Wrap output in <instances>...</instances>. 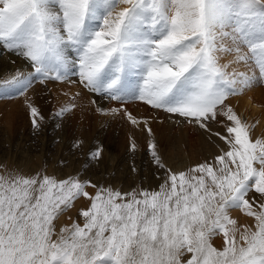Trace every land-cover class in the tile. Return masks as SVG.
<instances>
[{
    "label": "snow or ice",
    "instance_id": "snow-or-ice-1",
    "mask_svg": "<svg viewBox=\"0 0 264 264\" xmlns=\"http://www.w3.org/2000/svg\"><path fill=\"white\" fill-rule=\"evenodd\" d=\"M0 46L34 69L0 88L23 95L37 76L64 79L71 63L85 88L112 100L135 95L127 90L138 82L137 99L205 131L223 118L226 134L214 135L228 146L187 172L169 169L155 190L92 195L86 187L96 185L77 177L0 175V264H264V137L253 139L254 126L226 103L264 82V0H0ZM219 53L235 56L221 64ZM235 63L245 70L229 71ZM28 107L38 126V108ZM81 196L90 201L83 224L57 232ZM231 209L253 222L239 225Z\"/></svg>",
    "mask_w": 264,
    "mask_h": 264
},
{
    "label": "rangeland",
    "instance_id": "rangeland-1",
    "mask_svg": "<svg viewBox=\"0 0 264 264\" xmlns=\"http://www.w3.org/2000/svg\"><path fill=\"white\" fill-rule=\"evenodd\" d=\"M218 56L220 63L225 64L233 61L235 53H219ZM233 67L245 70L243 63L232 64L228 70ZM247 67L252 68V65ZM4 71H0V82L11 80L17 73L34 74L31 65L19 69L14 66ZM74 71L65 74L62 80L45 81L43 84L37 76L23 95L9 88H0V175L33 176L39 173L58 179L77 177L96 185L95 188L86 187L92 195L99 188H111L122 193L155 190L161 184H158V179L163 180L169 169L187 172L207 161L212 151L204 139L206 135L216 140L215 132L226 134L223 118L212 122V132H208L184 117L152 108L136 98L138 82L127 90L135 92V95L123 94L119 101L104 95V103L98 104L92 95H103L85 88ZM70 75L75 79L69 81ZM243 101H248L255 109L245 107ZM28 103L40 112L42 119H38V126L33 125ZM226 103L236 113L242 109L240 118L254 126L251 129L253 139L264 137V82L254 83L235 95H229ZM70 104L75 107L57 115L62 107ZM112 109L121 110L112 112ZM123 109L139 123H131ZM149 142L155 144V152L163 168L155 162L148 148ZM97 150L100 153L98 157L93 155ZM89 204L90 201L83 196L78 197L73 206L56 219L57 232L72 221L83 224L84 218L79 216V212ZM229 215L234 216L239 225L253 222L242 220L250 217L239 209H231ZM221 236L213 239L223 245Z\"/></svg>",
    "mask_w": 264,
    "mask_h": 264
},
{
    "label": "bare ground",
    "instance_id": "bare-ground-1",
    "mask_svg": "<svg viewBox=\"0 0 264 264\" xmlns=\"http://www.w3.org/2000/svg\"><path fill=\"white\" fill-rule=\"evenodd\" d=\"M123 6L124 5H122V4L119 5V7H123ZM0 51H1V53H0V71L1 72L4 71V70H6V69L12 68L14 66H16V68L18 67V69H19V68H22V67L24 68V67H27V66L31 65L28 60H26L23 56L18 55L15 51H8L7 49L3 48L2 46H0ZM67 55L69 56L70 61H74V59H76L75 52L71 48L67 49ZM73 70H75L74 72H76L77 76H79L78 75V67H76L74 64H71V63L67 67L66 74L68 75L69 72H71ZM4 72H6V71H4ZM70 76H72V75H70ZM67 77H69V76H67ZM71 78H74V77L73 76L72 77H69L68 78L69 81H70ZM75 89H76V87H75ZM73 90H74V88H73ZM92 96H93L94 101L96 103H98V104H103L104 101H105V99H106L104 97V95L103 96L92 95ZM243 103H244V106L245 107L251 106L252 109H255V107H253L251 104H249L248 101H243ZM235 109L238 110L237 107H235ZM241 113H242V109H239L238 112H237V114L239 115V117L241 116ZM217 132H219V131H217ZM204 139H206V142L209 145V148H210L209 150L212 151L211 156L209 158H207V161L208 162H211L216 155L221 154V150H225V151L227 150V147L228 146L219 137H217V139L215 140L213 137H211L209 135H206V137H204ZM159 177H161V174H159ZM163 180H161V179L159 180L158 179V184L162 183ZM155 185H157V184L155 183ZM231 217L233 218L234 216H231ZM242 220L252 221L251 218H247V219L246 218H242ZM220 238L223 239L222 236ZM212 243L217 248H221L222 247V242H218L217 243L216 242V239H213Z\"/></svg>",
    "mask_w": 264,
    "mask_h": 264
}]
</instances>
